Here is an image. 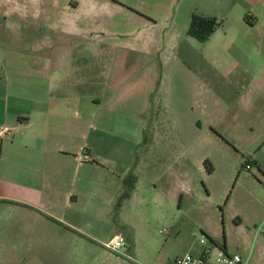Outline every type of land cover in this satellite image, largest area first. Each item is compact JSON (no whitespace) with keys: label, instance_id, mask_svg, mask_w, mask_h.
<instances>
[{"label":"rangeland","instance_id":"374dc122","mask_svg":"<svg viewBox=\"0 0 264 264\" xmlns=\"http://www.w3.org/2000/svg\"><path fill=\"white\" fill-rule=\"evenodd\" d=\"M22 3L40 7L29 25L14 17ZM194 17L223 24L201 42L191 34ZM72 21L103 50L114 46L111 83L133 87L128 105L104 107L96 125L130 136L145 129L140 190L113 220L131 226L133 250L123 253L132 259L0 204V264H174L202 250L216 258L224 247L264 264V229L240 228L229 204L239 189L264 204V173L250 165L256 159L264 169V0H0V53L28 50L44 34L57 40ZM147 89L142 123L134 103L145 108ZM93 98L87 93L91 119Z\"/></svg>","mask_w":264,"mask_h":264},{"label":"crops","instance_id":"0c3cea01","mask_svg":"<svg viewBox=\"0 0 264 264\" xmlns=\"http://www.w3.org/2000/svg\"><path fill=\"white\" fill-rule=\"evenodd\" d=\"M39 8L38 3L16 5L14 17L29 25ZM247 22L255 25L251 19ZM66 26L57 40L44 34L32 40L28 50L0 53V126L13 129L0 144V204L101 243L107 252L110 235L122 234L131 253V226L113 220L140 190L135 174L142 163L145 129L135 136L118 134L96 125L95 119L104 107L115 112V104L128 105L127 92L133 87L111 83L113 45L104 44L108 50H103L100 39L87 37L86 28L73 21ZM87 40L93 43L88 51ZM90 57L92 64H87ZM147 91L145 108L132 101L142 123L148 114ZM87 93H93V108L98 109L92 119L87 117ZM85 153L88 160H83ZM250 164L264 173L256 159ZM180 186L188 191L186 181ZM181 187L173 195V205L184 196ZM243 191L232 195L229 204L237 207L232 216L240 228L252 225L258 233L264 229V204L256 194ZM243 258L249 262L250 257Z\"/></svg>","mask_w":264,"mask_h":264},{"label":"built area","instance_id":"2783aa9c","mask_svg":"<svg viewBox=\"0 0 264 264\" xmlns=\"http://www.w3.org/2000/svg\"><path fill=\"white\" fill-rule=\"evenodd\" d=\"M13 133V129L6 125L0 126V144L7 136ZM89 156L85 153L83 160H88ZM251 165V164H250ZM248 165V168L251 166ZM106 248L111 252L124 255L131 259V256L123 253L127 250L128 241L122 234H117L112 237L106 244ZM174 264H249V262L240 254H229L221 250L216 258H213L211 250H202L199 254L189 253L185 256L179 257L175 260Z\"/></svg>","mask_w":264,"mask_h":264},{"label":"trees","instance_id":"16d2710c","mask_svg":"<svg viewBox=\"0 0 264 264\" xmlns=\"http://www.w3.org/2000/svg\"><path fill=\"white\" fill-rule=\"evenodd\" d=\"M221 24L222 23L218 22L217 19L194 17L193 23L191 25V34L201 42H205L209 40V38L215 33L216 29L221 26ZM210 167L211 168L208 170L209 173L213 171L211 165Z\"/></svg>","mask_w":264,"mask_h":264},{"label":"water","instance_id":"95a60500","mask_svg":"<svg viewBox=\"0 0 264 264\" xmlns=\"http://www.w3.org/2000/svg\"><path fill=\"white\" fill-rule=\"evenodd\" d=\"M128 252H129V250H128Z\"/></svg>","mask_w":264,"mask_h":264},{"label":"flooded vegetation","instance_id":"af4514ba","mask_svg":"<svg viewBox=\"0 0 264 264\" xmlns=\"http://www.w3.org/2000/svg\"><path fill=\"white\" fill-rule=\"evenodd\" d=\"M253 25V24H252Z\"/></svg>","mask_w":264,"mask_h":264}]
</instances>
